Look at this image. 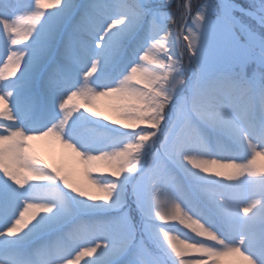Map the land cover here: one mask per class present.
Masks as SVG:
<instances>
[{
    "label": "snow or ice",
    "instance_id": "1",
    "mask_svg": "<svg viewBox=\"0 0 264 264\" xmlns=\"http://www.w3.org/2000/svg\"><path fill=\"white\" fill-rule=\"evenodd\" d=\"M0 264H264V0H0Z\"/></svg>",
    "mask_w": 264,
    "mask_h": 264
},
{
    "label": "rangeland",
    "instance_id": "2",
    "mask_svg": "<svg viewBox=\"0 0 264 264\" xmlns=\"http://www.w3.org/2000/svg\"><path fill=\"white\" fill-rule=\"evenodd\" d=\"M195 5V4H194ZM110 103L107 98H100L96 101ZM72 103H82L79 99L74 100ZM34 147L36 155L48 163L51 166L62 167L66 172L70 174L71 181L76 185L87 186V178L84 175L85 165L79 162V159L75 164H65L59 162L60 154L62 152V147L59 145H54L49 139L36 140L31 142Z\"/></svg>",
    "mask_w": 264,
    "mask_h": 264
},
{
    "label": "bare ground",
    "instance_id": "3",
    "mask_svg": "<svg viewBox=\"0 0 264 264\" xmlns=\"http://www.w3.org/2000/svg\"><path fill=\"white\" fill-rule=\"evenodd\" d=\"M97 103V102H96ZM109 103H104V102H98L97 103V108L96 109H90L91 110H97L100 111L103 115H108L110 118H115L114 113L110 110L108 107ZM59 162H63L65 164H75L77 162L78 158L74 156V154L71 153L70 150L63 149L60 154V158L58 159Z\"/></svg>",
    "mask_w": 264,
    "mask_h": 264
},
{
    "label": "trees",
    "instance_id": "4",
    "mask_svg": "<svg viewBox=\"0 0 264 264\" xmlns=\"http://www.w3.org/2000/svg\"><path fill=\"white\" fill-rule=\"evenodd\" d=\"M196 3V0H193V4H195Z\"/></svg>",
    "mask_w": 264,
    "mask_h": 264
}]
</instances>
